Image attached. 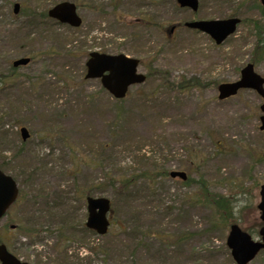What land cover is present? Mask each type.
<instances>
[{
  "label": "rangeland",
  "instance_id": "rangeland-1",
  "mask_svg": "<svg viewBox=\"0 0 264 264\" xmlns=\"http://www.w3.org/2000/svg\"><path fill=\"white\" fill-rule=\"evenodd\" d=\"M59 1L0 0V169L19 190L0 244L29 264H234L229 225L258 240L262 224L261 99L241 90L220 101L217 86L238 80L248 63L264 78L250 24L264 23V7L199 0L192 12L175 0H79L83 23L72 29L38 16ZM231 16L241 23L220 46L183 26ZM92 52L138 59L146 81L114 100L99 80L84 79ZM21 57L32 61L13 69ZM163 171L185 172L189 183ZM136 176L126 190L113 183ZM202 183L228 207L197 205ZM83 191L111 201L103 237L85 228ZM250 264H264V252Z\"/></svg>",
  "mask_w": 264,
  "mask_h": 264
},
{
  "label": "water",
  "instance_id": "water-1",
  "mask_svg": "<svg viewBox=\"0 0 264 264\" xmlns=\"http://www.w3.org/2000/svg\"><path fill=\"white\" fill-rule=\"evenodd\" d=\"M180 8H188L194 12L198 10V0H176ZM264 6V0H261ZM19 6H14V13H18ZM48 16L57 20L61 24H67L77 28L81 24V19L77 15L74 4L63 2L55 5L48 11ZM240 23L238 18L222 20L192 21L186 22L184 26L188 29L197 30L210 36L216 45L222 44L231 36ZM174 30L171 27L169 34ZM28 58H22L13 63L14 67L23 66L29 63ZM138 60L129 58L125 55H106L91 53L86 62V78H101V84L115 99L124 98L128 88L135 84H141L145 77L137 74ZM106 73V74H105ZM254 90L261 98L262 104L260 111V131H264V79L258 75L252 64H247L240 72V79L232 83H223L218 86V99L225 100L235 96L239 90ZM23 140L28 138L25 128L20 129ZM171 178L186 180L183 172H171ZM18 194L17 185L14 180L0 171V219L10 205L15 201ZM260 201L257 209L260 212V219L264 221V185L259 190ZM87 221L86 227L94 230L98 235H105L109 227L107 215L110 211V201L106 198H86ZM13 228V227H11ZM261 240L255 242L245 232L241 231L237 225L230 227L226 238V245L230 250V255L236 264L250 263L260 250H264V227L259 231ZM0 264H27L19 261L5 245H0Z\"/></svg>",
  "mask_w": 264,
  "mask_h": 264
},
{
  "label": "trees",
  "instance_id": "trees-1",
  "mask_svg": "<svg viewBox=\"0 0 264 264\" xmlns=\"http://www.w3.org/2000/svg\"><path fill=\"white\" fill-rule=\"evenodd\" d=\"M72 2H74L77 7H79L81 5L79 3V0L78 1L74 0ZM254 2L256 3V0H254ZM50 5H53V3L50 4ZM92 7H97V6L92 5ZM257 7H259L261 9V7L259 5H257ZM28 16H29V18H31L29 23H31L32 20L36 19V18H34L36 16L35 12L28 13ZM38 16H39V18L41 20H43L44 18H47L46 17V13H44V12L41 15H38ZM250 24L254 26V27L252 26V29L255 31V33H256V35L258 37V41L255 44V53L258 55L257 57H259V59H264V38L263 39L259 38L262 35L264 36V23H258V24L256 23L254 25V21L252 20V22L250 21ZM4 81H5L4 78L3 79L0 78V83H4ZM188 83L192 84V86H196L197 85L195 80L189 81ZM167 175H168V173L166 171L165 172L163 171V173H159V177H161V178H164ZM138 178L139 177H137V176L136 177H129V178H120L118 180L113 181V183H114V185H117L118 188H120L122 190L123 189L126 190L129 187L133 186V184H135L137 182ZM149 179H152V178L149 177ZM182 183L184 185H187L189 183V179L186 182H182ZM197 195L201 196V198L196 197L194 199V202L197 205L210 206L214 211H218V212H220L222 209H224V207H228L227 203H223L222 202V201H226V200H223L222 197H215V196L212 197L211 196V199H210L207 196V187L203 183L200 185V192ZM88 196H92L90 191H83L82 194H81V199L85 200V198L88 197ZM221 218H224V220L226 219L224 216H221ZM142 236H144V238H145L147 235L142 234ZM135 245L139 246V247H143L145 244H142V240H139V241H137L135 243ZM65 262H66V258H65Z\"/></svg>",
  "mask_w": 264,
  "mask_h": 264
}]
</instances>
